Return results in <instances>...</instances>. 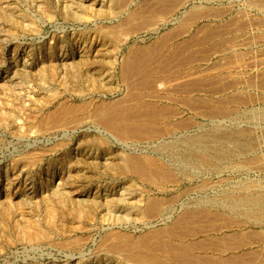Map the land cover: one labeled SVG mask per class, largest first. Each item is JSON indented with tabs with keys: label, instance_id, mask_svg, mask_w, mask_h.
<instances>
[{
	"label": "rangeland",
	"instance_id": "374dc122",
	"mask_svg": "<svg viewBox=\"0 0 264 264\" xmlns=\"http://www.w3.org/2000/svg\"><path fill=\"white\" fill-rule=\"evenodd\" d=\"M165 242L264 264V0H0V264Z\"/></svg>",
	"mask_w": 264,
	"mask_h": 264
},
{
	"label": "bare ground",
	"instance_id": "6f19581e",
	"mask_svg": "<svg viewBox=\"0 0 264 264\" xmlns=\"http://www.w3.org/2000/svg\"><path fill=\"white\" fill-rule=\"evenodd\" d=\"M173 2V1H172ZM169 3H171L170 1H169ZM170 5V4H169ZM165 7V6H164ZM166 8V7H165ZM167 9H168V7H167ZM166 9V10H167ZM168 12V11H167ZM132 65H133V63H132ZM126 66H127V64H126ZM129 67V66H128ZM131 68V67H130ZM134 68V67H133ZM126 69H128L127 67H126ZM132 69V68H131ZM138 69V68H137ZM130 71V70H129ZM132 71V70H131ZM139 72V71H138ZM134 73H135V71H134ZM144 73V72H143ZM136 74V73H135ZM142 75V74H141ZM145 77V76H144ZM146 80V79H145ZM148 81V80H147ZM147 87V86H146ZM113 109V108H112ZM170 110V109H169ZM163 111V110H162ZM123 112H124V110H123ZM150 112V111H149ZM155 112V111H154ZM154 115H155V113H154ZM111 116V115H110ZM126 116H128V115H126ZM142 116H143V114H142ZM140 117H141V115H140ZM145 117V116H144ZM127 118V117H126ZM113 120V119H112ZM128 120V119H127ZM138 120V119H137ZM136 121V120H135ZM146 121V120H145ZM112 122V121H111ZM127 124V123H126ZM111 125V124H110ZM111 126H113V125H111ZM123 128V127H122ZM129 128V127H128ZM122 132H124V131H122ZM126 132V131H125ZM132 133V132H131ZM130 133V134H131ZM128 134V133H127ZM126 134V135H127ZM124 135H125V133H124ZM129 135V134H128ZM147 135V134H146ZM143 165V164H142ZM137 166V165H136ZM141 169V168H140ZM146 175V174H145ZM156 203H157V201H156ZM159 203V202H158ZM151 204H152V202H151ZM148 212V211H147ZM178 229V228H177ZM165 230V229H164ZM153 232V231H152ZM172 233V232H171ZM176 233V232H175ZM178 234V233H177ZM185 234V233H184ZM173 235H175V234H173ZM181 235V234H180ZM149 236V235H148ZM186 236V235H185ZM150 237V236H149ZM115 238V237H114ZM128 238V237H127ZM141 238V237H140ZM146 241V240H145ZM156 241V240H155ZM164 241V240H163ZM162 241V242H163ZM167 241V240H166ZM128 243V242H127ZM116 244V243H115ZM125 244V243H124ZM148 244V243H147ZM162 244V243H161ZM112 245V244H111ZM163 245V247H164V249H165V251H163L165 254H167L168 256H171V257H173V258H175V259H178L177 261H182V262H184V264L185 263H187V264H192V259L193 258H191L190 259V257H189V252H191V249H190V247L187 245H183V244H173L172 242L171 243H163L162 244ZM117 246V245H116ZM115 246V247H116ZM137 246V245H136ZM144 246V245H143ZM142 246V247H143ZM190 246H191V244H190ZM162 247V246H161ZM118 248V247H117ZM116 251V250H115ZM162 251V250H161ZM130 252H132V251H130ZM129 252V253H130ZM143 252V251H142ZM192 253V252H191ZM196 254V253H195ZM150 255V254H149ZM199 256H200V254H198ZM139 256V255H138ZM143 256V255H142ZM141 256V257H142ZM166 256V255H165ZM203 256V255H202ZM206 256V255H205ZM205 256H204V258H205ZM144 257V259L146 258L145 256H143ZM142 257V258H143ZM193 257V256H192ZM159 258H161V257H159ZM134 259V258H133ZM147 259V258H146ZM153 259V258H152ZM172 259V258H171ZM195 259V258H194ZM200 259H201V257H200ZM203 259V258H202ZM205 259H207V258H205ZM205 259H203V260H205ZM130 260V259H129ZM190 260H192V261H190ZM211 262L213 261V260H211V259H209ZM134 261V260H133ZM136 261V260H135ZM176 262V261H175ZM196 262V261H195ZM202 261H198V264H207L208 262L207 261H204V262H206V263H201ZM216 262V261H215ZM220 263H221V261H219ZM224 263H225V261H223ZM177 263V262H176ZM179 263V262H178ZM162 264V263H161ZM163 264H165V263H163ZM183 264V263H182ZM196 264V263H195ZM222 264V263H221ZM226 264V263H225Z\"/></svg>",
	"mask_w": 264,
	"mask_h": 264
}]
</instances>
